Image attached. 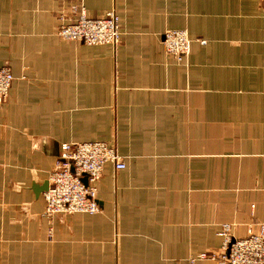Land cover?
Wrapping results in <instances>:
<instances>
[{
	"label": "crops",
	"instance_id": "1",
	"mask_svg": "<svg viewBox=\"0 0 264 264\" xmlns=\"http://www.w3.org/2000/svg\"><path fill=\"white\" fill-rule=\"evenodd\" d=\"M76 9V12H74ZM115 10L122 42L57 35ZM185 29L184 62L163 47ZM201 40L206 43L202 44ZM0 264L190 262L264 222V0H0ZM103 141L97 214L44 216L61 144ZM52 228V234L49 229Z\"/></svg>",
	"mask_w": 264,
	"mask_h": 264
},
{
	"label": "built area",
	"instance_id": "2",
	"mask_svg": "<svg viewBox=\"0 0 264 264\" xmlns=\"http://www.w3.org/2000/svg\"><path fill=\"white\" fill-rule=\"evenodd\" d=\"M60 20L57 35L64 40L115 47L122 42L121 21L115 10H109L99 18L88 17L84 11L72 19L63 14ZM191 41L187 30L173 29L164 32L162 44L176 61L184 62L190 53ZM201 43L206 41L201 40ZM13 81L11 68L0 66V108L8 98ZM107 163H113L116 169L126 168L124 157L108 142L61 144L55 167L48 178L49 188L44 193V216L52 222L59 214L93 215L100 212L97 184ZM85 176L88 184L84 183ZM234 227L232 222H223L219 230L221 247L192 256L190 262L210 259L222 264H264V222L250 224L245 236H236ZM52 231L50 228L49 233Z\"/></svg>",
	"mask_w": 264,
	"mask_h": 264
},
{
	"label": "water",
	"instance_id": "3",
	"mask_svg": "<svg viewBox=\"0 0 264 264\" xmlns=\"http://www.w3.org/2000/svg\"><path fill=\"white\" fill-rule=\"evenodd\" d=\"M84 183L85 184H88V178H87V176L84 177ZM48 188H49V181L46 182V184L44 185L43 190L46 192L48 190Z\"/></svg>",
	"mask_w": 264,
	"mask_h": 264
},
{
	"label": "rangeland",
	"instance_id": "4",
	"mask_svg": "<svg viewBox=\"0 0 264 264\" xmlns=\"http://www.w3.org/2000/svg\"><path fill=\"white\" fill-rule=\"evenodd\" d=\"M220 247H221V246H220ZM220 247H219V248H220ZM219 248H216L215 250H217V249H219Z\"/></svg>",
	"mask_w": 264,
	"mask_h": 264
}]
</instances>
